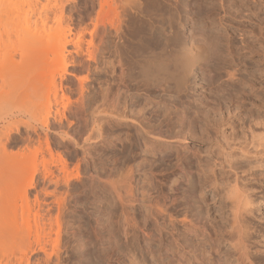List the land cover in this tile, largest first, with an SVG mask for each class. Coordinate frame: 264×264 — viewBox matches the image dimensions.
Segmentation results:
<instances>
[{
  "label": "rangeland",
  "instance_id": "obj_1",
  "mask_svg": "<svg viewBox=\"0 0 264 264\" xmlns=\"http://www.w3.org/2000/svg\"><path fill=\"white\" fill-rule=\"evenodd\" d=\"M3 1L6 0H0L1 3ZM166 1L144 2L141 11L144 13H140L139 20L135 18L132 22L134 33L127 43L124 58L127 77L134 88L133 92H137V100L142 106L150 107L147 109L150 118L142 121L143 124L148 127L152 122L161 124L171 138L156 144L157 148L145 149L140 122L129 117L117 122L102 138L91 143L86 158H83L80 149L67 148V153L65 148L60 150L74 174L68 194L65 193V212L59 222L47 226V234L51 231L49 235L53 238L49 236V239L47 235L44 249L35 243V235H31L32 247H38L34 246L32 252L28 253L29 264H205V230L201 226L187 229L178 225L174 234L169 229L164 230L166 227L162 229L150 223L148 230L144 228L149 231L147 235L138 225L126 227L124 209L110 191L107 179L118 176L126 164L137 168L141 162L145 163V169L135 174L136 186L149 189L148 178L150 172L154 173L153 176L159 181L153 185L155 193L160 192L171 199H168V203L177 216L201 214L204 220L206 215L209 222L221 223V218L229 209L220 208L224 201L219 198V191L215 194L218 184L220 186L226 181L221 178V173L224 177L226 174H223L216 154L218 143L229 138L228 142L231 143L243 138L250 141L254 135L258 140L264 139V0H182L184 2L175 8L176 11L171 5L176 0ZM72 4V10L76 11L66 13L71 17L66 16L70 21L66 20V23L76 25L74 27L83 26L84 21L90 23L97 14L96 10H100V0H73ZM108 10L112 13L109 15L113 16L114 11L111 8ZM82 16H89V19L86 17L84 20ZM1 25L0 31L4 23ZM108 29L113 28L108 25ZM150 32L154 33L155 38H149ZM142 35L149 38L145 41L146 46L145 42L142 44L145 39ZM205 35L208 40L201 49V56L195 61L197 64L194 63L190 75L182 77L172 64L176 45L182 39L192 40L193 37ZM14 37L16 42L17 36ZM104 39H108L109 44L106 40L104 44L109 47L112 35L108 36L107 33ZM17 41L12 44L19 45L21 40L17 38ZM195 42L202 43L200 37ZM92 77L90 79L93 81ZM70 80L73 83L70 99L76 101L80 96L76 79L70 77ZM90 84L96 85L94 82ZM75 115L68 113L67 118L73 120ZM81 131L82 127L78 129L80 138L84 136ZM51 135L56 137L55 134ZM256 165L257 170L264 171V162ZM30 167L27 169L30 170ZM261 173L262 176L257 174L260 175L259 180L264 179V173ZM36 174L37 187L29 189L31 198L41 186L39 171ZM252 183L256 188L262 185L261 181ZM172 187L174 191H171ZM255 199L258 203H255V213L250 219L251 232L255 229L252 248L253 251H262L264 200L260 196ZM141 206L137 202L134 210L137 220L143 224L144 210ZM20 245L19 241L9 244V253L16 252ZM220 246L222 263L230 264L227 255L232 248L229 242L223 240ZM5 247L8 250L7 245L1 248L6 252Z\"/></svg>",
  "mask_w": 264,
  "mask_h": 264
},
{
  "label": "bare ground",
  "instance_id": "obj_2",
  "mask_svg": "<svg viewBox=\"0 0 264 264\" xmlns=\"http://www.w3.org/2000/svg\"><path fill=\"white\" fill-rule=\"evenodd\" d=\"M109 1L100 0V10H96L95 18L90 23L84 21L83 26L80 24L81 27L66 23V16L76 11L72 10L73 0L0 2V25L4 23L3 30L7 26L5 35L10 38L12 34L13 39L16 35L21 40L19 45L17 43L14 46L12 43L15 40H8L4 31H0H3L0 44H4L0 45V264H29L28 253L35 246L32 247L34 243L30 241L32 234L35 235V243L44 249L46 237L51 232L47 234V226L59 222L63 216L66 208L65 193L68 194V186L74 174L69 170L65 156L63 158L62 149L65 148L66 153L67 148L80 149L83 158H86L91 143L102 138L117 122L129 117L136 119L135 122L139 120L145 149H152L156 144L171 138L161 124L152 122L154 125L150 123V127L143 124L142 121L150 118L147 115L150 107L144 105V102L142 106L137 100V92H133L134 88L125 68L124 52L134 33L132 22L135 18L139 20L140 13H144L141 11L146 0ZM183 2L176 0L171 5L177 9ZM111 4L114 8L110 7ZM109 7L114 11L113 16L109 15L112 14ZM107 24L113 29L107 30ZM107 33L113 37L109 47L108 39H104ZM153 34L149 35L150 39L155 38ZM198 37L202 43L195 42ZM144 38L142 44L149 39L147 35ZM191 39L180 40L172 57L174 68L182 77L193 71L194 63L197 64L195 61L201 56V49L208 37L196 36ZM105 40L107 46L104 44ZM92 76L93 81L90 79ZM70 77L76 79V89L79 90L80 96L76 101L70 99L73 91ZM89 80L96 85L91 86L92 82L89 83ZM143 93L146 92L143 90ZM75 104H80V107ZM68 113L72 116L76 114L73 120L67 118ZM80 127L82 136L84 135L81 138L78 135ZM230 139L220 141L216 148L220 168L227 177L224 179L221 173L222 180L226 181L220 186L214 185L217 190L215 194L219 191V198L225 203L220 208L223 206L224 209H229L223 222L221 218V223H211L206 215L204 220L201 214L177 216L168 203L169 198L160 192L155 193L153 185L159 181L153 176L154 173L150 172L148 178L149 189L135 185L136 172L145 169V163L141 162L137 168L126 164V168L118 176L113 178L114 175H110L111 178L107 179L110 191L124 209L125 226L138 225L145 232L144 235L149 232L146 230L150 223L162 229L166 227L164 230L169 229L174 234L178 225L187 229L201 226L205 230V264H223L219 249L223 240H227L232 248L227 255L230 264H264V250L253 251L252 235L255 229L251 232L253 229L250 225V219L255 213L254 205L258 203L255 197L260 196L264 200V179H258L264 171L256 168V164L264 162V139L258 140L256 135L250 141L243 138L244 141L234 140L231 143L228 142ZM29 167L30 170L27 169ZM37 171L41 175V186L31 198L29 189L37 187ZM205 175L207 176L206 173ZM253 181H261V188H256ZM171 191H174V187ZM137 202L143 206V224L137 220L134 210ZM50 237L53 238L52 235ZM15 241H19L21 245L16 252L9 253V244L12 245ZM6 245L8 252L2 250Z\"/></svg>",
  "mask_w": 264,
  "mask_h": 264
}]
</instances>
